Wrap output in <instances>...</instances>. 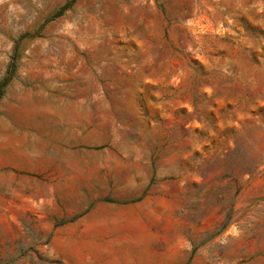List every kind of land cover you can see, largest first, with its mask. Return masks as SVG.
Listing matches in <instances>:
<instances>
[{"label": "rangeland", "instance_id": "rangeland-1", "mask_svg": "<svg viewBox=\"0 0 264 264\" xmlns=\"http://www.w3.org/2000/svg\"><path fill=\"white\" fill-rule=\"evenodd\" d=\"M0 264H264V0H0Z\"/></svg>", "mask_w": 264, "mask_h": 264}, {"label": "crops", "instance_id": "crops-1", "mask_svg": "<svg viewBox=\"0 0 264 264\" xmlns=\"http://www.w3.org/2000/svg\"><path fill=\"white\" fill-rule=\"evenodd\" d=\"M98 196V194H92L90 195L88 198V203L87 205L90 206L94 203V199ZM89 215H91L89 217ZM95 215V208H90V210H88V212L84 215L82 221L85 223V228H84V231H89L88 228H91L92 230L91 231H94L93 230V227H92V224H89V222H93V218L92 216ZM91 236H94V234H90Z\"/></svg>", "mask_w": 264, "mask_h": 264}]
</instances>
